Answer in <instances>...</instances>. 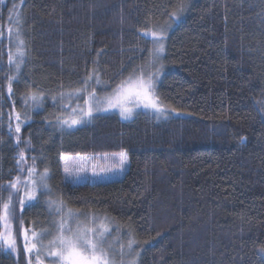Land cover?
<instances>
[{"label": "trees", "instance_id": "obj_1", "mask_svg": "<svg viewBox=\"0 0 264 264\" xmlns=\"http://www.w3.org/2000/svg\"><path fill=\"white\" fill-rule=\"evenodd\" d=\"M173 24L156 53L146 32ZM155 55L156 93L183 115L56 126L62 92L97 79L94 89L113 90ZM33 93L41 109L26 106ZM122 152L121 179L76 183L63 171L64 156ZM29 165L50 173L49 192L21 207L8 185ZM9 196L18 237L19 223L31 234L53 226L52 197L108 218L136 264H264V0H0V205ZM0 264H30L22 240L16 254L0 237Z\"/></svg>", "mask_w": 264, "mask_h": 264}, {"label": "rangeland", "instance_id": "obj_2", "mask_svg": "<svg viewBox=\"0 0 264 264\" xmlns=\"http://www.w3.org/2000/svg\"><path fill=\"white\" fill-rule=\"evenodd\" d=\"M179 17L175 15L174 20L171 22L173 23L175 21V24L179 21L177 20ZM173 24L172 26L167 27H161L158 29H153V31L146 32V34L151 35V33L156 32L158 34L163 35L162 41L159 43L156 42L157 49L160 47V43L164 45V42L166 43L165 34L169 32V30H172L175 26ZM153 38V36H152ZM154 39V38H153ZM14 49H13V55H14V63L18 68H20V64L22 60L24 59V51H25V44L21 43V38L19 36L15 37L14 41ZM164 51V49H163ZM162 51V52H163ZM162 52H157L159 54H162ZM155 53V54H156ZM162 60L159 58L158 55H155L153 57V60L150 62V64L144 69V76L145 79L147 78V74L151 73L153 74V85H154V93L152 94L154 97L158 98V104L160 107H162L166 112L167 115H160L157 113L153 108H144L141 104L140 107H134V102L136 100V93L141 92L142 90L139 88V85L137 83V78L140 75L134 76V78L124 80V86L123 88H118L116 86L113 88V90L106 91L104 89L102 90H96L93 87L97 86L99 88H102L104 86L103 82L98 80L94 82V85H87L86 91H81L79 95H77L76 90L73 91H66L62 92L60 95H58L57 100H52L53 104L60 103L61 108L63 109L62 112L56 113L55 111L52 112L51 118L54 120L56 126L61 129H65L68 131H71L72 129H75L77 127L82 126L85 123H88L92 120L93 116L103 113H114L116 112L121 118L125 121H130L135 118L136 114L139 112H148L150 115H153L156 119H168V117L171 116H177L179 114L183 115L184 113H177L176 111L172 109H167L165 105L160 101L158 94L156 93V87L157 84L161 78V71L159 70L162 65ZM85 86L81 87L80 89H83ZM78 90V89H77ZM95 93L94 96H90V93ZM35 95L37 97L36 101H33L31 99V96ZM41 95L39 94H31L29 96V99L26 103V106L29 109H41L42 106L40 103H43V97L40 98ZM151 98V97H150ZM42 100V102H41ZM85 101H88V104H85ZM109 104L117 105L116 107H109ZM91 105L93 111L91 117L82 115L80 112V109L87 110L88 106ZM121 106L123 107H129L133 108V112L130 118L125 119L124 116L121 115ZM75 109L76 111H73ZM107 109V110H104ZM17 117V116H16ZM15 117V120H17ZM72 119H80L81 123L73 125L72 127H69L67 124H64V120H68L69 123ZM18 123H16L17 126ZM123 154V155H122ZM27 156V153L24 151V157ZM123 160V163H122ZM63 171L67 177L68 180L71 182L76 183H84L86 181L88 182H106V181H112L121 179L124 177V175L127 172V169L130 164V159L128 157L127 153H115V154H105V155H96V154H83V155H69L63 157ZM28 164H26V167ZM31 168L29 165L28 168H25L24 174H20V184L18 185V191L14 190L15 196H19L20 199L23 198L25 200L24 204H29L32 201H28L27 198L24 196L25 192V186L27 190H33V185L29 182L30 180H36L39 182V177L41 174H43L45 171L38 172L35 169L34 175L29 177L28 169ZM67 169V171H65ZM48 178L45 181L47 187L46 188H35V196L38 198L41 191L49 192V184L48 179L50 177V173L47 171ZM16 181V180H15ZM14 181V182H15ZM35 198V199H36ZM54 202L50 204L49 202ZM13 201L10 204L9 213L7 215L6 219H2L1 221V230L3 235L11 234L15 238V249H11L8 247L6 243L3 242L4 246L10 250L14 251L16 254H19V241L22 240L25 248V234L27 233L28 236V245L29 247L32 244L36 245V248L33 249L31 253L27 252V260L30 264H55V258L52 257L49 253L52 251H56L57 248L55 245L50 243L51 241L55 240L56 237L59 235L58 232V226L61 223V221H64L66 225L71 226L73 229L76 228L77 224L86 225L91 228L99 229L101 225L108 229V233H106L107 236V243L104 245V247L107 249L108 244H111V249H109L110 255L115 254L116 264H136V258L133 256H130L133 249L132 247H128L123 244L121 237L117 238L114 236L110 231V224L109 220L106 217L100 216V215H94L89 214L82 216L77 211H73L71 208H69L67 205L64 204L60 199L58 198H50L48 200V206H50V211L52 215L54 216L53 226L47 227L48 229H45L43 232L35 233V237H33V233L25 230L22 226V223H19L21 234L20 237H18L19 234H17L18 227L15 225V208L13 207ZM61 209L59 212L57 209ZM72 210L73 213L77 214V217L75 219H71L67 217L68 210ZM3 215V212H2ZM19 229V230H20ZM65 235H68V233H65ZM20 239V240H19ZM1 241H3V238L1 237ZM38 258V259H37Z\"/></svg>", "mask_w": 264, "mask_h": 264}, {"label": "snow or ice", "instance_id": "obj_3", "mask_svg": "<svg viewBox=\"0 0 264 264\" xmlns=\"http://www.w3.org/2000/svg\"><path fill=\"white\" fill-rule=\"evenodd\" d=\"M153 38L157 43L162 41L163 35L158 34L156 32L151 33ZM21 43H23L21 41ZM157 52L163 51V44L160 43V47L156 50ZM10 63L12 62V57L9 56ZM88 79H92L91 76L88 77ZM131 79V77L129 78ZM99 81L97 80V83ZM85 87L83 89L76 90L77 95L81 91H86L87 89V81L84 82ZM125 82H122L121 85L118 86V88H123ZM137 83L139 85V88L142 90L141 92L136 93V100L134 102V107H140L141 104L144 108H153L157 113L160 115H167V112L159 106L158 104V98L154 97L152 94L154 93V85H153V74L149 73L147 74V78L145 79V76L143 73L140 74V76L137 78ZM9 93H11V87H9ZM90 96H94L95 93H90ZM151 97V98H150ZM31 99L33 101L37 100V97L35 95L31 96ZM85 104H88V101H85ZM117 105L109 104V107H116ZM107 110V109H104ZM73 111H76L73 109ZM92 107L91 105L88 106L87 110L80 109V112L82 115H86L91 117L92 115ZM133 112V108L129 107H123L121 106V115L124 116L125 119H128L131 117ZM17 120L20 119L19 115L16 117ZM64 124H67L69 127H72L73 125L81 123L80 119H72L69 123L68 120L63 121ZM16 131L20 132V126L17 124ZM19 142V137L17 138ZM123 155V154H122ZM20 159H24L23 152L20 153ZM123 163V160H122ZM29 177L34 175L35 168H29L28 170ZM67 171V169H65ZM47 170L39 177V182L36 180H30L29 182L34 186L33 190H27L25 186V192L24 196L27 198L28 201H32L36 198L35 196V188H46L47 185L45 181L47 180ZM20 184V178L17 177L15 182H12L8 185L13 190L18 191V185ZM11 196H9V201L3 203L0 205V208L3 210V215L0 216V219H6L7 215L9 213L10 204H11ZM20 205L23 207L25 200L23 198L20 199ZM50 204L54 202H49ZM61 209H57L59 212ZM67 217L71 219H75L77 217L76 213H73L72 210H68ZM108 229L104 228L102 225L99 229L91 228L86 225L77 224L76 228L73 229L71 226H68L65 224L64 221H61V223L58 226V232L59 235L56 237L55 240L51 241L53 245L56 246L57 250L52 251L49 254L55 258V264H116L115 254L110 255L109 249H111V244H108V248L106 249L104 245L107 243V236L106 233H108ZM65 233H68V235H65ZM0 237L3 238V242L8 245L9 248L15 249V238L11 234L3 235L0 234ZM33 237H35V233H33ZM25 251L31 253L33 249L36 248L35 244H32L30 247L27 243L28 236L27 233L25 234ZM129 247H131V242H129ZM38 259V258H37Z\"/></svg>", "mask_w": 264, "mask_h": 264}]
</instances>
